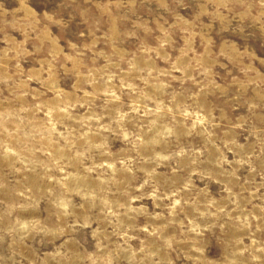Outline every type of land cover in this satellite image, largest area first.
Listing matches in <instances>:
<instances>
[{
	"label": "rangeland",
	"instance_id": "374dc122",
	"mask_svg": "<svg viewBox=\"0 0 264 264\" xmlns=\"http://www.w3.org/2000/svg\"><path fill=\"white\" fill-rule=\"evenodd\" d=\"M0 264H264V0H0Z\"/></svg>",
	"mask_w": 264,
	"mask_h": 264
}]
</instances>
